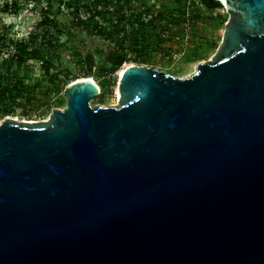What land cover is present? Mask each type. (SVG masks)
Masks as SVG:
<instances>
[{
	"label": "water",
	"instance_id": "95a60500",
	"mask_svg": "<svg viewBox=\"0 0 264 264\" xmlns=\"http://www.w3.org/2000/svg\"><path fill=\"white\" fill-rule=\"evenodd\" d=\"M221 1V0H220ZM212 58L92 77L0 121V264H264V0H224Z\"/></svg>",
	"mask_w": 264,
	"mask_h": 264
},
{
	"label": "rangeland",
	"instance_id": "374dc122",
	"mask_svg": "<svg viewBox=\"0 0 264 264\" xmlns=\"http://www.w3.org/2000/svg\"><path fill=\"white\" fill-rule=\"evenodd\" d=\"M12 1L0 0V61L12 51L11 41L27 38L47 9L50 17L58 19L61 24L58 27L49 24L38 30L43 33L48 29L53 41L59 44L51 50L50 55L56 65V69L52 68L51 72L58 73V78L52 82L45 74L40 60H29L19 75L25 77V83L32 90L33 96L29 100L20 98V104H14L9 113H5L4 106L0 104V121L7 116L26 121L48 119L54 108L63 109L66 106V86L85 76L87 71L101 87L91 103L111 106L119 105L117 88L120 70L126 64H146L173 75L188 76L194 72L199 62L212 58L229 19L224 5L209 9L203 3L197 5L190 0H112V4L105 5L102 0L97 6L100 9L107 7L114 12L112 21L108 22L109 30L129 28L130 21L137 18L150 19L151 24L136 29L149 37V44L144 48L142 44L139 45L142 47L140 51H133L128 47L122 51L112 39L100 34H88L79 26L72 27L68 34L67 24L73 17V8L64 2L61 12H57L56 4H49L47 0L39 3L17 0V9L12 6ZM120 6L130 20L118 21L116 14ZM81 12L85 13L83 9ZM64 24V30H59ZM2 40L5 41L4 45ZM120 55L123 61L117 64Z\"/></svg>",
	"mask_w": 264,
	"mask_h": 264
},
{
	"label": "trees",
	"instance_id": "16d2710c",
	"mask_svg": "<svg viewBox=\"0 0 264 264\" xmlns=\"http://www.w3.org/2000/svg\"><path fill=\"white\" fill-rule=\"evenodd\" d=\"M37 3L41 0H32ZM48 3H55L57 6V12H61L62 3L73 8V17L69 21V29L67 33H71V28L74 26H79L81 30L88 34H100L109 39H112L117 48L124 51L127 47L133 51H140V49L149 44V37H147L142 32H137L136 29L146 26L150 19L142 20L137 18L130 21L129 28H119L109 30V23L112 21L113 13L107 7L100 9L97 3L102 0H47ZM130 1V0H128ZM205 7L209 9L223 7L220 0H200ZM105 5H110L113 3L112 0H104ZM7 6L9 3H6ZM12 6L17 9V0H13ZM84 10V14L81 12ZM117 18L119 22H125L130 20L129 15L123 12L120 6L117 11ZM165 16V15H164ZM152 22V21H151ZM53 24L59 26L61 22L58 19H53L50 17V12L45 9L43 17L35 24V29L29 33L27 38L11 41L12 51L6 56L2 57L0 61V104L4 106L5 113L12 111V106L14 104H20V98H25L29 100L32 98V90L25 83V77L20 76L19 72L22 70L23 66H27L29 60L36 59L42 62L45 74L49 76L52 82L56 81L58 78V73L51 72V69H56V65L52 59H50L51 50L59 46L58 43L53 41L52 37L49 35V30L46 29L41 33L38 28L44 27L46 25ZM151 24V23H149ZM61 27V28H60ZM59 30H64L65 24L60 26ZM2 44L5 41L2 40ZM128 44V45H127ZM142 44V47L139 45ZM1 46V44H0ZM44 46H47L45 48ZM1 49V47H0ZM122 55L117 58V64L122 63ZM91 69V66L89 67ZM88 73V71H87ZM85 76H89V74ZM14 74V75H12Z\"/></svg>",
	"mask_w": 264,
	"mask_h": 264
},
{
	"label": "bare ground",
	"instance_id": "6f19581e",
	"mask_svg": "<svg viewBox=\"0 0 264 264\" xmlns=\"http://www.w3.org/2000/svg\"><path fill=\"white\" fill-rule=\"evenodd\" d=\"M221 1H223L224 2V0H221ZM128 64H126L124 67H122V69L120 70V75H121V73H122V71H123V69L127 66ZM86 76H81V78H85ZM89 77V76H88ZM93 79V81H95L98 85H99V83L94 79V78H92ZM99 87H100V85H99ZM100 90H101V87H100ZM117 94L119 95V88H117Z\"/></svg>",
	"mask_w": 264,
	"mask_h": 264
},
{
	"label": "built area",
	"instance_id": "2783aa9c",
	"mask_svg": "<svg viewBox=\"0 0 264 264\" xmlns=\"http://www.w3.org/2000/svg\"><path fill=\"white\" fill-rule=\"evenodd\" d=\"M190 1H192L193 3H195L197 5L202 4L200 0H190Z\"/></svg>",
	"mask_w": 264,
	"mask_h": 264
}]
</instances>
